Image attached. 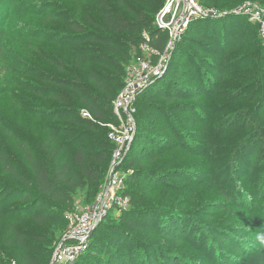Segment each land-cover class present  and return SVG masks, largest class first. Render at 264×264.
<instances>
[{
    "label": "rangeland",
    "instance_id": "1",
    "mask_svg": "<svg viewBox=\"0 0 264 264\" xmlns=\"http://www.w3.org/2000/svg\"><path fill=\"white\" fill-rule=\"evenodd\" d=\"M197 2L205 9L223 13L238 11L248 3L257 5L258 9L234 14L238 17L217 31L219 39L228 38L221 45L219 39L217 42H200L196 38L187 39L184 44V53L189 52L200 62H213L211 72L216 82L208 95L200 97L197 102L203 110L201 115L193 116L188 112L177 114L184 119L185 137L178 139V144L171 138L172 143L168 145L170 152L162 160L171 161L170 164L181 170L171 172L161 169L160 208H167L171 213L161 216L160 226L167 231L160 229V236H153V242L160 245V252L179 254L188 261L185 264H264V249L258 248L254 241V234L264 230V116L260 113L256 115V110L264 102V31L259 23L260 19L264 20V0ZM141 7L143 11H150L152 0H146ZM158 13L154 16V23ZM254 16L259 21L254 20ZM103 21L95 0H0V155L15 163L14 167L25 169L28 164L23 161L13 137L26 134L35 141L47 138L37 120L39 116L46 117L44 112L66 109L71 113L74 103H78L76 110L79 116L87 112L79 99L61 83L76 84L79 80L96 89L97 79L111 92H116L120 85L114 83L115 79L120 76L122 83L125 82L128 68L142 58L140 45L143 33L141 41L122 40L126 44L124 51L127 55L119 58L106 54L101 45L85 43L82 50L76 49V46L69 49L57 45V36L73 33L71 25H83L87 30L95 31V23ZM230 24L232 26L229 27ZM185 38L184 35L177 46ZM174 52L160 80L164 79L165 86H169L170 82L190 84L188 77L176 76V72L192 71L183 64L182 54L174 57ZM215 69H219L221 74ZM222 74V77L219 76ZM196 75L201 76L198 71ZM58 85L61 87L58 88ZM188 97L191 96L185 98ZM145 99L149 103L171 107L160 96V89L150 92ZM68 101L71 105L66 104ZM62 115L58 118L65 117ZM63 123L48 122L52 126L65 125ZM150 125L151 130L160 129V137L168 141V126L160 114H152ZM96 130L97 137L104 133L99 126ZM189 131L192 135L188 134ZM80 141H88V138ZM90 149L97 151L96 146ZM36 155L39 159L42 153L36 151ZM140 159L134 156L125 162L121 173H128L132 165L137 167ZM1 168L0 165V189L1 182L18 183L8 175L3 177ZM110 170L111 165L100 192L91 201L86 200L85 192L74 197V204L62 215L65 222L62 229L71 213L87 210L97 203L106 187ZM23 172L27 173L28 169ZM230 176L237 180L235 186L239 188L240 199L237 203H241V208L235 205L233 194L236 190L228 183ZM142 184L149 185L151 189L155 187L144 180ZM230 191L232 197H226ZM14 195L16 200L19 194ZM17 204L16 200L11 207ZM178 214L185 219L179 221L176 218ZM119 215L115 212L113 220L118 221ZM180 224L188 232L184 242L166 241L162 235L176 232ZM56 227L57 224L41 227L27 218L19 223L1 218L0 249L12 254L9 264H21L28 250L34 253L52 249L54 236L51 231ZM16 232L26 235L27 250L18 244ZM60 238H56L55 242ZM91 259L95 264H107V257L96 252L91 254ZM160 264L165 262L160 260Z\"/></svg>",
    "mask_w": 264,
    "mask_h": 264
},
{
    "label": "trees",
    "instance_id": "2",
    "mask_svg": "<svg viewBox=\"0 0 264 264\" xmlns=\"http://www.w3.org/2000/svg\"><path fill=\"white\" fill-rule=\"evenodd\" d=\"M166 1L152 0L151 10L147 12L143 11L141 7L146 3V0H95L101 10L103 23H95V31L87 30L83 25L73 24L71 25L72 34L57 36L55 40L57 45L69 49L76 46L75 48L78 50H82L81 47L85 43L101 45L106 54L119 58L127 55V52L124 51L126 44L122 43L123 39L137 42L142 39L141 34L147 32L153 42H157L155 45L159 52H163L167 35L157 28L154 16L162 9ZM237 17L230 15L218 20L208 18L192 21L185 34L186 38L174 52V57L178 53L182 54L183 64L192 71V73H174L176 76L188 77L191 83L171 84L170 82L169 86H165L164 79H159L138 99L137 132L125 162L134 156L141 159L137 167L131 166L132 169L126 178L125 189L122 193L124 197L130 199V206L120 213L118 221L113 220L112 217L116 209L108 213L103 223H100L94 232L87 253L76 264H95L91 259V254L94 252L106 256L107 264H160V260L165 264L188 262L179 254L171 255V252H160V245L158 243L155 245L152 238L160 236L161 231H167L164 226H160V218L169 216L171 213L167 208H160L161 169L171 170V172L181 170L180 167L170 164L171 161L162 160L163 156L170 152L168 145L172 143L170 142L171 138L174 139L175 144H178V139L183 140L185 137L184 119L177 114L188 112L193 116L201 115L203 110L197 102L200 97L208 95L216 82V77L211 72V69L214 68L213 62L197 61L189 52L184 53L183 48L187 39L196 38L200 42H217L219 39L217 31ZM226 39L228 38L225 36L220 38L219 44L221 45L222 41L224 42ZM68 40L74 41L69 42ZM220 51L222 50L220 49ZM215 70L221 74L219 69ZM197 71L200 73V77L196 75ZM219 76L222 77L223 74ZM172 78L176 77L172 76ZM121 79L118 76L114 81L120 86L116 92L113 91L115 92L113 96L109 87L97 79H95L96 89H91L79 80H76V84H67L63 81L62 87L70 90L79 99L83 110H87L92 118L84 116L86 112H82L79 116V112L76 110L78 103H74V109H70L71 113L66 109H61L63 111L57 109L44 112L46 117H38L37 120L43 128L42 132L47 134V138L35 141L26 134L14 136L15 145L21 153L23 161L28 164L25 167L28 169L27 173L23 172L24 168L14 167L15 163L12 164L5 156L0 155L1 174L3 177L8 175L18 182L11 183L8 180L4 181L5 183L1 182L0 219H9L14 223H19L20 220L27 218L41 227L57 224L56 229L51 231L53 232L51 235L54 236V239L51 240V243H54L52 249H41L34 253H30L28 250L25 252L21 264H51L55 246L69 230L68 220L62 229L65 224L62 215L74 204V197L85 192L86 200L91 201L100 192L115 149V145L109 139L110 129L104 125L116 121L113 102L124 87L125 82L122 83ZM58 86V88L61 87ZM158 89H160V96L168 104L167 106L171 107L149 103L145 99L150 92ZM186 96L191 97L185 98ZM66 104L71 105L69 101ZM258 108L256 115L260 113L264 116V102ZM154 112L160 114L163 122L168 126V141L164 137H160V129H150V121ZM62 114L65 117L58 118L60 115L63 116ZM69 114L76 116L71 117ZM47 118L51 120L49 121ZM54 121H63L65 125L52 126L48 124V122ZM98 126L104 132L99 137L95 135ZM261 127L262 125L258 128ZM188 134L192 135L190 131ZM83 138H88V141H80ZM93 146H96L97 151L90 149ZM36 151L42 153L39 159ZM72 152L74 153L71 154ZM142 180L147 184H154L155 189H151L149 185H143ZM236 181L235 177H229L228 183L230 186H234L233 189L236 191L234 194L231 191L228 192L226 197H232L233 194V198L236 199V201L234 200L235 205L241 208V203H237L240 202V199L239 188L235 186ZM15 193L19 194L16 199L19 204L11 207L12 203L16 201ZM176 218L179 221L185 219L182 214H178ZM105 220L109 221L104 223ZM160 229L162 230L160 231ZM186 231L185 226L180 224L176 232L170 231L162 236L166 241L183 243L188 234ZM60 236L61 238L55 242L56 238ZM25 238H27L26 235L16 232L18 244L27 250L29 245ZM0 253H2L0 254V264H9V257L12 254L9 251L4 253L1 249Z\"/></svg>",
    "mask_w": 264,
    "mask_h": 264
},
{
    "label": "built area",
    "instance_id": "3",
    "mask_svg": "<svg viewBox=\"0 0 264 264\" xmlns=\"http://www.w3.org/2000/svg\"><path fill=\"white\" fill-rule=\"evenodd\" d=\"M253 9H258L257 5L248 3L235 13H249ZM222 13L205 9L197 0H167L166 6L156 17L157 28L167 35L164 51L159 52L156 41L153 42L149 33H143L140 45L142 58L128 68L124 87L113 102L116 121L105 125L110 129L109 139L115 145L106 187L93 207L69 215V230L56 245L51 264H76L87 253L94 232L105 216L111 210L116 209L120 214L129 208L130 199L122 193L130 172L124 174L121 169L137 132L138 99L167 69L170 57L190 23L199 19L219 18ZM257 18L254 16L253 19ZM259 23L264 31V20L260 19ZM84 116L92 118L88 112Z\"/></svg>",
    "mask_w": 264,
    "mask_h": 264
},
{
    "label": "clouds",
    "instance_id": "4",
    "mask_svg": "<svg viewBox=\"0 0 264 264\" xmlns=\"http://www.w3.org/2000/svg\"><path fill=\"white\" fill-rule=\"evenodd\" d=\"M254 241L258 248L264 249V230L258 231L254 234Z\"/></svg>",
    "mask_w": 264,
    "mask_h": 264
},
{
    "label": "water",
    "instance_id": "5",
    "mask_svg": "<svg viewBox=\"0 0 264 264\" xmlns=\"http://www.w3.org/2000/svg\"><path fill=\"white\" fill-rule=\"evenodd\" d=\"M234 14H236L234 11L231 12V13H226V12H225V13H222V15H221L219 18H224V17L230 16V15H234ZM166 71H167V69L163 71L162 76L166 73ZM162 76H161V77H162ZM161 77H159L156 81H158ZM156 81H154L153 84H155ZM153 84H152V85H153Z\"/></svg>",
    "mask_w": 264,
    "mask_h": 264
}]
</instances>
